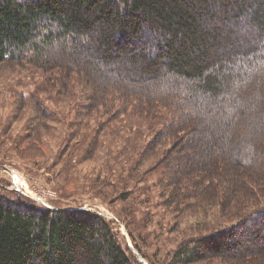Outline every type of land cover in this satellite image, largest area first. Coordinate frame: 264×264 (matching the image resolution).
<instances>
[{
	"label": "trees",
	"instance_id": "obj_1",
	"mask_svg": "<svg viewBox=\"0 0 264 264\" xmlns=\"http://www.w3.org/2000/svg\"><path fill=\"white\" fill-rule=\"evenodd\" d=\"M262 39L264 0H0V67H36L60 96L79 78L78 116L102 108L113 123L132 106L146 119L163 110L146 146L170 148L157 163L162 206L221 218L219 230L180 245L179 264L264 237ZM41 92L31 91L34 111L49 115ZM16 192L28 205L0 194V264H142L102 213L41 207Z\"/></svg>",
	"mask_w": 264,
	"mask_h": 264
},
{
	"label": "rangeland",
	"instance_id": "obj_2",
	"mask_svg": "<svg viewBox=\"0 0 264 264\" xmlns=\"http://www.w3.org/2000/svg\"><path fill=\"white\" fill-rule=\"evenodd\" d=\"M255 35L252 32L247 38L252 46ZM241 41L235 33L233 42ZM236 60L233 70L237 67ZM138 66L133 63L126 68L137 72ZM46 76L36 67L28 71L15 64L0 67V183L3 185L0 194L17 201L19 206L28 202H19L16 191L49 204L41 207L68 210L78 207L102 213L120 236L125 237L142 264H179L175 253L182 243L221 228L217 227L221 225V218L215 219L217 214L179 217L162 206V178L157 163L166 158L170 148L159 146L146 152L148 142L165 120L162 109L146 119L132 106L130 113L113 123H109L111 115L102 108L78 116L79 105L86 95L79 78L70 82L67 96H60L63 92L43 81ZM34 87L43 89L39 95L49 115L34 111L31 102ZM21 95L27 104L18 99ZM42 115L48 120L46 124L41 122ZM13 171L20 172L25 178L21 181L27 183L24 187L18 185L14 191ZM124 193H129L125 200ZM258 199L256 196L254 201ZM131 215L142 222L134 225ZM139 225L144 230L137 231ZM220 241L226 244L231 239ZM238 241L243 243L241 250L223 254L206 251L203 260L187 264H264V237L259 240L253 236L239 237Z\"/></svg>",
	"mask_w": 264,
	"mask_h": 264
},
{
	"label": "built area",
	"instance_id": "obj_3",
	"mask_svg": "<svg viewBox=\"0 0 264 264\" xmlns=\"http://www.w3.org/2000/svg\"><path fill=\"white\" fill-rule=\"evenodd\" d=\"M21 180H25V178L22 176V174L20 175L17 171H13V174H12V182L14 184H13V187L12 188L13 189H16L18 185H21V186L24 187V183L27 185V183L25 181L22 182ZM19 181L21 182V184L19 183ZM44 203H45V201H44ZM46 205L49 206L48 203Z\"/></svg>",
	"mask_w": 264,
	"mask_h": 264
},
{
	"label": "crops",
	"instance_id": "obj_4",
	"mask_svg": "<svg viewBox=\"0 0 264 264\" xmlns=\"http://www.w3.org/2000/svg\"><path fill=\"white\" fill-rule=\"evenodd\" d=\"M47 178V177H46ZM75 209L78 208V207H74Z\"/></svg>",
	"mask_w": 264,
	"mask_h": 264
}]
</instances>
